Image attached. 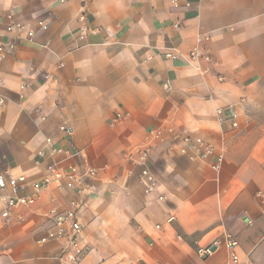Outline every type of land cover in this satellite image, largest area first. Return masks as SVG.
<instances>
[{"label":"crops","instance_id":"1","mask_svg":"<svg viewBox=\"0 0 264 264\" xmlns=\"http://www.w3.org/2000/svg\"><path fill=\"white\" fill-rule=\"evenodd\" d=\"M83 12L90 33L82 40ZM11 21L35 36L16 39L0 59V175L40 178L51 156L38 151L60 125L68 132L58 142L78 152L70 161L99 174L82 195L44 191L9 223L0 200V264H59L60 241L42 239L49 209L73 198L88 248L80 264H264V0H0V40ZM198 36L212 56L200 68L188 59ZM231 104L239 128L218 120L216 108ZM169 128L223 148L221 170L213 156L181 153ZM152 129L163 138L149 157L158 188L146 194L124 155ZM228 234L237 261L223 247L198 254Z\"/></svg>","mask_w":264,"mask_h":264},{"label":"built area","instance_id":"2","mask_svg":"<svg viewBox=\"0 0 264 264\" xmlns=\"http://www.w3.org/2000/svg\"><path fill=\"white\" fill-rule=\"evenodd\" d=\"M170 2L176 7L191 6V0H170ZM8 17L12 18V14L9 13ZM78 22L79 38L83 40L90 33V27L84 12L79 15ZM39 25L43 29H47L49 26L45 20H40ZM175 25L179 28L181 23L178 21ZM6 32L10 34V38L0 40V59L6 58L18 48V41L16 39L31 41L35 36V31L29 25L14 21L7 24ZM206 38L210 39V36L207 35ZM201 40V36H198L196 46L188 55L189 61L196 64L198 68H200L198 64L201 61L210 62L212 60L211 54L200 46ZM172 58H178V55L173 54ZM168 86L169 83L165 85L166 88ZM5 102L6 98L0 95V106H3ZM216 114L220 123L230 121L233 128H239L238 113L234 104L217 107ZM123 117H126V114L117 116L115 120L117 121ZM168 130L173 134L175 140H182L181 153L188 154L190 149H195L202 157L213 156L215 157V161L212 164L213 168L216 171L221 170L225 159L223 148L218 147L214 142H210L201 136L178 135L175 134L172 128ZM67 132L68 128L65 125H60L57 134L45 136L47 151L41 149L37 155L39 158H42L49 153L51 161L46 164L44 173L40 178L31 180L26 175H0V200L4 206L2 218L5 223L11 221L13 211L16 208L35 205L41 199L44 191L54 188L58 191H75L78 195H82L85 193L86 179L98 176L99 171L97 168L89 167L81 170L78 165L70 161L78 152L74 148L64 147L58 142V137ZM149 133L150 138L147 143L133 147L124 155V159L128 165L140 168L139 182L142 184L146 194H151L158 188V179L156 173L149 165V157L154 147V142L163 138L158 129H152ZM129 174H132V172L129 171ZM29 188L32 190V194L23 193ZM166 198L165 194L159 196L160 200H165ZM55 200L54 198L53 201ZM80 209V200L73 198L64 209L53 206L48 211L52 226L42 241H60L61 250L56 257L59 264H80L88 253V248L84 246L81 238L83 225L80 219ZM174 217V214H170L167 221L172 222ZM156 228H161V224H157ZM213 246L216 248L213 249ZM237 246L238 241L236 238L228 234L224 240H217L213 245L199 247L198 254L202 258L208 259L216 250L223 247L226 249L229 259L237 261L235 253ZM230 260H227L226 263Z\"/></svg>","mask_w":264,"mask_h":264},{"label":"water","instance_id":"3","mask_svg":"<svg viewBox=\"0 0 264 264\" xmlns=\"http://www.w3.org/2000/svg\"><path fill=\"white\" fill-rule=\"evenodd\" d=\"M216 247L215 246H213V249H215Z\"/></svg>","mask_w":264,"mask_h":264}]
</instances>
